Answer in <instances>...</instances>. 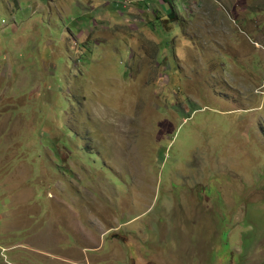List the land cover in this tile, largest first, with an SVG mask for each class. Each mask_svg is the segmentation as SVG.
Returning a JSON list of instances; mask_svg holds the SVG:
<instances>
[{
  "label": "rangeland",
  "instance_id": "rangeland-1",
  "mask_svg": "<svg viewBox=\"0 0 264 264\" xmlns=\"http://www.w3.org/2000/svg\"><path fill=\"white\" fill-rule=\"evenodd\" d=\"M0 264H264V0H0Z\"/></svg>",
  "mask_w": 264,
  "mask_h": 264
},
{
  "label": "trees",
  "instance_id": "trees-1",
  "mask_svg": "<svg viewBox=\"0 0 264 264\" xmlns=\"http://www.w3.org/2000/svg\"><path fill=\"white\" fill-rule=\"evenodd\" d=\"M165 2H166V0H164ZM170 16H172V15H170Z\"/></svg>",
  "mask_w": 264,
  "mask_h": 264
}]
</instances>
